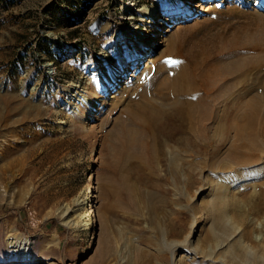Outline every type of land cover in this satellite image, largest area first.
<instances>
[{
  "label": "rangeland",
  "instance_id": "rangeland-1",
  "mask_svg": "<svg viewBox=\"0 0 264 264\" xmlns=\"http://www.w3.org/2000/svg\"><path fill=\"white\" fill-rule=\"evenodd\" d=\"M155 1L138 0L132 9L131 0H0V264H16L26 254L33 264L264 263V138L255 146L259 157L236 166L227 161L225 146L216 156L186 152L129 113L161 101V81L176 65L223 66L234 38L262 37V0H182L176 12L201 3L208 8L164 32L153 62L145 60L148 48L140 39L133 37L128 48L110 46L125 26L148 38L154 26L139 10ZM59 42L73 56L56 55L52 48ZM92 62L110 76L101 80L105 92L87 72ZM114 71L117 88L109 84ZM247 73L245 83L263 92L264 67ZM240 78L234 76L233 84ZM74 82L81 85L74 94L94 95L95 119L86 120L85 105L71 111L76 95L68 89ZM226 82L216 78L221 105ZM237 84L228 88L231 93L243 86ZM126 127L140 137L130 154L121 149ZM216 160L227 167L219 169ZM230 172L237 176L228 183ZM90 186L94 225L75 231L61 215L65 211L72 222L89 218L83 199ZM227 228L236 236L229 239ZM15 233L29 243L11 247L8 238Z\"/></svg>",
  "mask_w": 264,
  "mask_h": 264
},
{
  "label": "bare ground",
  "instance_id": "bare-ground-1",
  "mask_svg": "<svg viewBox=\"0 0 264 264\" xmlns=\"http://www.w3.org/2000/svg\"><path fill=\"white\" fill-rule=\"evenodd\" d=\"M137 1L138 0H131L127 7H133L132 9H134ZM181 3L182 0H156L152 5L144 4V7L139 10L141 12L140 17L147 19V23L154 26L149 32L151 35L146 38V32L139 29H136V32H133L132 29L136 27L125 26L119 34H116L114 39L110 41V46H116L117 48L122 46L128 48L129 45L130 47L132 46L133 37L140 39V41L145 44V47L147 46L148 50L151 49L149 54L147 50L148 56L145 60L153 62L156 59L155 55L158 50V45L161 42L163 43L161 40L165 38L164 32H172L179 22L191 20L195 15V12L206 10V8H208L205 3H201L199 4V7L192 5L188 7L187 11L176 12V7L180 6ZM262 5L264 7V0H262ZM160 7L166 10L165 15L161 12L162 10ZM158 14H160L159 18H161V21L157 24L156 19L158 18ZM132 19L134 20L135 18ZM135 25L136 22L134 23V26ZM240 38H234L230 42L231 50L227 51V53L230 52V56H228L230 59L227 60L223 66L213 63L215 65L210 64V66L208 65V69H204L201 64L202 61L193 62L191 64L182 63L181 65H176V70L173 74H170V78L167 77L168 81H161V86H159L161 90V93H159L161 103L158 102V104L153 105L152 108L148 106V102L140 104L136 111H129L130 116H132L138 125L146 126L147 129L151 131L157 128L163 131L167 134L165 136L170 140L177 141L179 147L186 152L193 149L195 152L214 154L216 156L219 147L225 146L227 161L237 164L236 166L251 165L253 159L255 157L258 158L260 155L255 147L260 141L259 137L264 138V90L263 92L257 90L262 85L260 84L256 89L257 91H255L252 85L245 83V77H247L248 71L258 70L264 67V57L262 55H255L257 52H259V54L264 53V35L255 41ZM173 44V40H170L167 44L168 51H173ZM144 56L146 55L141 54L140 57L144 58ZM133 60L131 69H134L137 64V60ZM120 68L122 70L124 66H120ZM103 70L104 66L100 67L97 62H92L87 68L88 74L101 83V85L99 84L100 92H105L107 90L106 83L109 81L108 78H110L108 73H103ZM105 75L106 77L104 80L106 83L104 84L101 80ZM220 75L224 76V79L228 82V86L226 85V82L224 86L222 85V89H220L224 98L222 105L220 104L221 100L219 101L215 94L217 88L215 84L216 78H219ZM236 75L241 76V78L235 82L236 84L238 83L236 85L237 88L240 85L243 86H241V88L239 87L240 89L236 91L237 93L235 91V93H231V90L229 91L228 88L235 84H233L232 79ZM112 76L114 78L109 84L111 88H117L120 79L119 71H114L111 77ZM228 79L230 80L228 81ZM256 84L258 86L259 82H256ZM80 88L81 85L74 82L68 90L74 94V92ZM219 88L217 91H219ZM165 90L166 93L164 92ZM75 95L76 94H74V96ZM93 97L94 95L90 96L86 91L81 90V93L77 94L75 97V103L72 105L71 111L76 112L80 109V105H85L88 109V112L86 111L87 114L85 115L86 120L90 121L95 119L96 109L94 107L97 105L95 104ZM71 116H73L72 113ZM122 130H126L127 132L124 131L126 133V141L122 143L121 149L125 152L127 151V154H130V151L140 137L134 132L136 130L133 131L127 127ZM169 139H167L168 142L170 141ZM239 141L241 143H239ZM178 160L179 155L175 152L172 161V166L175 169ZM256 160L254 162H256ZM214 164H216L221 170L227 167L226 162H223L222 160H216ZM236 176L235 173H231L227 177V182L230 183L231 181H234V177ZM88 189V195L83 199V202L85 207L89 210V218H79L75 222H72L67 219L65 211L62 212L61 215L65 221L64 224L70 226L75 231L89 229L94 225V191L92 186ZM199 224L200 221L197 226H199ZM231 232L230 229L227 228L226 231H224V234L229 236L228 238L230 239L236 236V233ZM8 240L11 247L20 248L23 245H27L30 239L23 236L21 233H15L10 236ZM89 246H92V243H90ZM44 260L45 259H43V261ZM34 262V258L31 255L26 254L25 257L18 260L16 264H33ZM49 264L58 263L55 260H51L49 261Z\"/></svg>",
  "mask_w": 264,
  "mask_h": 264
},
{
  "label": "built area",
  "instance_id": "built-area-1",
  "mask_svg": "<svg viewBox=\"0 0 264 264\" xmlns=\"http://www.w3.org/2000/svg\"><path fill=\"white\" fill-rule=\"evenodd\" d=\"M137 6H139L138 3L136 4V7ZM124 12H125V10H124ZM123 13H122V15H123ZM122 15L119 16L118 18L121 19ZM52 49H53L54 53L56 55H58V56H61L64 53L67 54L69 57L73 56V54H70L71 50H68V47H67L66 43L59 42V43L55 44ZM81 52L82 51L79 50L77 55L79 56V54H81ZM54 64H55V61H52V62L48 63V69H50V70L48 71V73H46V76H48L49 78L53 77V75L55 74V71H54V68H53ZM16 65H18V63H16L15 65L12 66V70H15ZM18 67L21 68L20 64H19Z\"/></svg>",
  "mask_w": 264,
  "mask_h": 264
}]
</instances>
